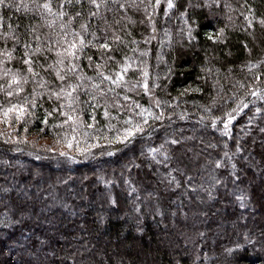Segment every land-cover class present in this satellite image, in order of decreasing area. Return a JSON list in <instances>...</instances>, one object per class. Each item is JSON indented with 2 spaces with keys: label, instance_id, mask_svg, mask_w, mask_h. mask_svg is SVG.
<instances>
[{
  "label": "trees",
  "instance_id": "16d2710c",
  "mask_svg": "<svg viewBox=\"0 0 264 264\" xmlns=\"http://www.w3.org/2000/svg\"><path fill=\"white\" fill-rule=\"evenodd\" d=\"M7 2L29 8L0 6V109L25 108L17 123L15 112L6 122L0 111L12 130L10 138L0 130V264H264V0H172V8L161 0L154 9L151 0L147 11L130 0H97L98 9L89 0H49L64 23L72 18L67 29L32 8L45 0ZM73 29L86 47L61 82L50 66L66 47L62 33L71 39ZM105 40L108 50L92 46ZM29 57L35 76L23 63ZM6 72L28 77L22 91ZM98 72L123 80L101 83ZM81 74L115 92L93 90L90 100L83 89L72 112L69 98L51 92ZM64 112L79 116L75 131ZM133 125L143 131L116 139ZM22 133L48 144L14 139ZM66 135L79 147L69 148ZM217 225L227 227L214 235Z\"/></svg>",
  "mask_w": 264,
  "mask_h": 264
},
{
  "label": "snow or ice",
  "instance_id": "6c2138e0",
  "mask_svg": "<svg viewBox=\"0 0 264 264\" xmlns=\"http://www.w3.org/2000/svg\"><path fill=\"white\" fill-rule=\"evenodd\" d=\"M73 2V0H64V3H68V4H71ZM77 3H79V0H76ZM105 2V7H107V3H106V0H104ZM161 2V0H155V5H151L153 7V9L155 8V6L159 5ZM217 2H219V0H217ZM89 3L94 5L97 9L100 7V4L97 3V0H89ZM151 4V0H148V3H145V0H139V3H137V0H130V6L132 8H136V9H139L141 6H143V8L145 9V11H147L149 5ZM0 6H3L5 8H8V7H14L16 8L17 10H19L21 7L25 8V9H28L29 8V5L28 4H24V3H12V2H7L6 3V0H0ZM129 5L127 3H120L119 4V7L120 8H126L128 7ZM167 6L168 8H172L174 5H173V2L172 0H167ZM63 7V5H61V8ZM32 8L34 9H42L44 11L47 12V14L51 17H53V19L51 20H48L47 23L51 26L53 24H55L56 22V19H61V23L59 25V27L61 29H67L70 24L72 23V18L70 17L69 18V21L67 23H64L62 18L66 15V13L61 10V11H53L52 9V6H51V3L49 2V0H45V3H43V5H40V4H36V3H33L32 5ZM41 14L43 15V11L41 12ZM80 13H76V16H79ZM90 16H95L97 15L96 12H90L89 13ZM151 14H149L150 16ZM246 21H247V24L250 26L252 24V20L251 19H248L247 17L245 18ZM3 17L0 16V27H3ZM118 23V21H117ZM260 23L262 25H264V19H262L260 21ZM8 27L11 29L12 28V25L9 24ZM87 25L86 24H81L80 25V28L82 31H86L87 30ZM34 31V29H33ZM224 31V29H220V32L222 33ZM4 37H8L10 35V33L8 32H5L4 34ZM57 35H61V34H57ZM93 35H95V33H93ZM69 36V32L67 30H65L63 33H62V39H63V43L66 45V47L64 48H59L57 47L55 49V52H56V60L54 61V65L50 66V67H53L54 70H55V75L57 77V79L61 82H64L66 80H68V73L69 72H72V73H75L78 69V64H76L74 61L79 59V54H83L84 50H85V37L84 35L81 33V32H77L75 29H73L71 31V39H65L66 37ZM13 40H18L17 37L15 36H12L11 37ZM38 39V38H37ZM114 40L116 41H119L121 40V37L116 35L113 37ZM89 44H92L91 41L88 42ZM93 47H98L100 49H104V50H108L111 48V45L107 42V40H105V43L103 44H93L92 45ZM53 49L51 48V45H49V48H48V51H52ZM36 52H40L41 49L39 48V46H37ZM25 55L27 56V53H25ZM12 57L9 55L8 56V59H11ZM87 59L89 61L92 60V57L91 56H88ZM109 59H114L112 57H109ZM68 61V64L66 65L65 64V61ZM23 63L25 65H27V71L28 73L32 74L33 76L37 75V73L34 72V69H33V62L31 60V58H27V59H24ZM91 66V65H90ZM96 69H100L101 68V65L99 63H97L95 65ZM61 68H66V71L62 74L60 69ZM5 75H11L12 78L11 80L9 81V84L10 85H15V91L16 92H20L22 91V87H21V84L23 83H27L28 81V77L27 76H23L21 77L20 75H17V74H11L9 72H6ZM98 75L102 77V80H101V83H103V80H108L110 82L111 85H116L119 81H122L123 80V76L121 74H117L116 78L114 79L111 75H107L105 76L102 72H98ZM144 76H147V72H144L143 73ZM256 79H259V77H256ZM85 80V76L83 74L80 75L79 79L77 80L76 83H67L66 86H60L59 87V90L58 91H55V92H51V95H54L57 99H61V97H67L69 98L68 99V106L69 108L71 109L72 112H75V108L73 107L74 104H79L80 101H79V97L78 96H74L75 93H78L79 91L83 90V89H87V95L89 96V99L90 100H95L97 97H96V94L93 93V90H95L96 93H98L100 96H104L106 91H110V92H115V88L114 87H109L107 90L104 89V88H101L100 87V84H97L92 77H87V80L88 81H92V83L90 85H87L85 83H83V81ZM41 83H43V81H41ZM145 89H147V83H145L144 85ZM35 91V90H34ZM51 91V90H50ZM257 91H260L259 89H257ZM7 96L11 97L14 92L12 90H9L7 91ZM252 95H256V91H253L251 93ZM51 95L49 98H51ZM125 100H128L130 99L128 96H125L124 97ZM261 99H264V92H261ZM35 102H33L32 104V107H35ZM63 106V105H62ZM99 106V105H97ZM137 107H139V105H136ZM243 107H248L247 104H244ZM0 111H3V116H4V119L5 121L7 122V119H8V114L11 113V112H15V120L18 122L24 111H25V108H24V105H10L9 107L5 108V109H0ZM235 111H240V108L238 107ZM257 112L261 111L259 108L256 109ZM49 115H51V113H48ZM64 116L67 117V120L64 121V123H68V121H71L72 124H73V131L76 130L75 126H77L79 123H80V119H79V116H74V115H71L69 112H64L62 113ZM143 114V110L141 112V115ZM104 115L107 117L109 115V112L107 111V105H105V111H104ZM235 119L234 115H232L231 113L227 114V119L224 122L225 124V130L227 131V125L228 123ZM127 124H131L132 121L131 119L129 118L128 121H126ZM144 124H146L147 122L146 121H143ZM213 126H215V120L213 121ZM88 128H92V125H87ZM139 131H143V128L140 126V125H133L132 127H124L123 129H121L116 137L117 140H121V141H126L128 140L130 137L134 136L137 132ZM261 131H264V129H261ZM65 141L66 143L68 144V147L71 148L73 146V142H76L77 143V147H79V142L76 141V138L75 136L72 137V139H68L67 138V135L65 136ZM109 143H111V141H109ZM173 144H179L180 141H177V140H173L172 141ZM98 145L97 144H92L90 145V148H94V147H97ZM90 149H83L81 148L80 151L82 152H88ZM237 150L239 151L240 150V147L239 145L237 146ZM150 151L152 152H157L159 151L158 149H150ZM61 155H67L66 152H61L60 153ZM165 155V158H167V153L164 154ZM228 154L225 153V156H227ZM216 165L219 167V166H222L221 164V161L217 160L216 161ZM169 175V179L170 180H173L174 177H171V174H168ZM240 201H241V204L240 206L241 207H244V203H243V200L245 199V196L244 194L242 193L241 196L238 198Z\"/></svg>",
  "mask_w": 264,
  "mask_h": 264
},
{
  "label": "rangeland",
  "instance_id": "374dc122",
  "mask_svg": "<svg viewBox=\"0 0 264 264\" xmlns=\"http://www.w3.org/2000/svg\"><path fill=\"white\" fill-rule=\"evenodd\" d=\"M14 119H15V113H14ZM16 121V120H15ZM16 123H17V121H16ZM13 129H15V127H13ZM0 130H1V133H3V136H2V138H10V135L12 136V130H9V125H8V123H4V124H1V121H0ZM14 139H21L22 141L24 140V141H30L33 145H36V146H41V145H47L48 144V141H45V140H43V139H38V138H32V137H28L27 135H23V133L22 134H20V135H18V136H16V135H14ZM90 143H85L84 145H83V148H88V147H90ZM49 146H51L50 144H49ZM76 146H77V143L76 142H73V146L71 147V148H73L74 150L76 149ZM253 160V159H252ZM254 161V160H253ZM197 215V212H195V213H193V214H191V217L192 218H194L195 216ZM217 216V215H216ZM233 223V222H232ZM232 223H230L229 225H228V227H232L231 225H232ZM220 225V224H219ZM219 225H217V229H215V231H214V235L215 234H219V233H221L227 226H224V227H222V228H219L218 226ZM235 232H237V231H235Z\"/></svg>",
  "mask_w": 264,
  "mask_h": 264
}]
</instances>
